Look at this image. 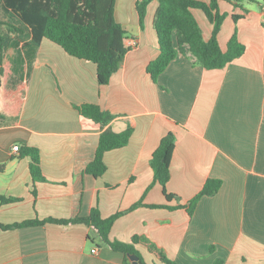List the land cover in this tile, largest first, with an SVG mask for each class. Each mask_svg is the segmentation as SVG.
<instances>
[{"label":"crops","instance_id":"0c3cea01","mask_svg":"<svg viewBox=\"0 0 264 264\" xmlns=\"http://www.w3.org/2000/svg\"><path fill=\"white\" fill-rule=\"evenodd\" d=\"M139 1L116 0L115 17L130 49L108 84L98 82L94 62L49 39L39 46L12 40L0 65V196L19 201L0 200V224L87 216L94 207L106 218L143 199L115 220L111 240L129 243L144 235L178 264H264V0H219L226 15L220 47L226 51L237 31L243 55L207 69L190 52L179 53L157 82L147 66L160 54L159 2L149 4L141 22ZM0 10L7 20L9 10L3 4ZM192 12L208 41L214 24L202 9ZM234 14L241 15L237 22ZM85 103L115 118L101 125L82 116L75 106ZM129 126V143L105 153L106 172H85L102 132ZM170 132L176 142L167 190L177 198L168 201L153 182L151 158ZM23 146L39 150L45 180L33 179ZM208 178L222 185L201 197L192 215L167 207L188 203ZM89 235L100 242L85 223L0 229V264H125L122 252ZM137 247L147 264H165Z\"/></svg>","mask_w":264,"mask_h":264},{"label":"trees","instance_id":"16d2710c","mask_svg":"<svg viewBox=\"0 0 264 264\" xmlns=\"http://www.w3.org/2000/svg\"><path fill=\"white\" fill-rule=\"evenodd\" d=\"M152 1L141 0L137 3L141 22L144 21L147 8ZM158 2L154 26L158 36L160 54L147 66V71L154 82L158 81L159 75L179 53L190 52L196 58V63L207 69L223 68L244 54L246 47L238 40L237 31L230 39L226 51L220 47L218 34L226 15L220 11L219 0L209 2L158 0ZM0 4L9 10L8 19H0V65H3L5 53L15 37L24 40L27 44L37 46L41 45L46 38L60 45L70 55L94 62L97 65L98 82L108 84L130 49L125 44L127 31L115 17L116 0H0ZM194 8L202 9L214 24L212 37L208 41L204 39L203 30L192 12ZM239 18L241 15L234 14L235 22ZM75 107L82 116L101 125L108 124L115 118V115L97 104L85 103ZM132 133V126L119 133L112 130L103 131L95 157L87 165L85 172L95 177L102 176L107 170L104 161L105 153L126 146ZM175 142V134L168 133L162 138L151 158L154 171L153 182L161 184L168 201L177 198L175 194L167 190ZM20 155L31 157L30 170L33 179L35 181L45 180L40 166L39 150L35 147L23 146ZM221 185L222 180L208 178L203 188L188 203L167 207L171 209L185 207L192 215L201 197L215 195ZM0 200L4 203L19 201L18 198L3 196H0ZM141 205H144L143 199L127 211H119L106 218L101 215L98 207H94L87 216H76L70 219H32L13 224H0V229L44 225L49 222L85 223L95 229L100 242H96V239L90 235L88 239L99 246L106 244L113 250L122 252L125 256V264H130V257L136 258L140 264H147L138 245L143 246L165 264H178L169 258L164 248L144 235H134L129 243L110 239L115 220ZM215 264H224V260L218 259Z\"/></svg>","mask_w":264,"mask_h":264},{"label":"built area","instance_id":"2783aa9c","mask_svg":"<svg viewBox=\"0 0 264 264\" xmlns=\"http://www.w3.org/2000/svg\"><path fill=\"white\" fill-rule=\"evenodd\" d=\"M19 150H20V146L19 145H14L13 146V151L18 152ZM92 251H93V253H96L97 249L94 248Z\"/></svg>","mask_w":264,"mask_h":264},{"label":"rangeland","instance_id":"374dc122","mask_svg":"<svg viewBox=\"0 0 264 264\" xmlns=\"http://www.w3.org/2000/svg\"><path fill=\"white\" fill-rule=\"evenodd\" d=\"M0 15H1V16H3V13H2V11H1V10H0ZM214 264H215V263H214Z\"/></svg>","mask_w":264,"mask_h":264}]
</instances>
